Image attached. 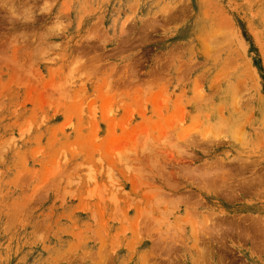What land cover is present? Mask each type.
Masks as SVG:
<instances>
[{
  "label": "rangeland",
  "instance_id": "1",
  "mask_svg": "<svg viewBox=\"0 0 264 264\" xmlns=\"http://www.w3.org/2000/svg\"><path fill=\"white\" fill-rule=\"evenodd\" d=\"M0 264H264V0H0Z\"/></svg>",
  "mask_w": 264,
  "mask_h": 264
},
{
  "label": "bare ground",
  "instance_id": "2",
  "mask_svg": "<svg viewBox=\"0 0 264 264\" xmlns=\"http://www.w3.org/2000/svg\"><path fill=\"white\" fill-rule=\"evenodd\" d=\"M228 182V181H227ZM257 224V223H256ZM217 225V223H215V224H213V226L211 227V228H209L207 231H208V233L206 234L207 236H209L210 235V233H216V234H218L219 233V228L217 229L216 226ZM255 228H257L258 227V224L255 226V225H253ZM229 227V226H228ZM232 227H236L237 229H238V227H240L237 223L235 224V226H232ZM261 227V226H260ZM259 227V228H260ZM207 228V227H206ZM221 229V228H220ZM227 229V228H226ZM229 229V228H228ZM234 229V228H233ZM239 231V230H238ZM259 231V230H258ZM204 251V250H203ZM205 253H206V251H204ZM207 254H208V252H207ZM208 256V255H207Z\"/></svg>",
  "mask_w": 264,
  "mask_h": 264
},
{
  "label": "flooded vegetation",
  "instance_id": "3",
  "mask_svg": "<svg viewBox=\"0 0 264 264\" xmlns=\"http://www.w3.org/2000/svg\"><path fill=\"white\" fill-rule=\"evenodd\" d=\"M239 232H241V231H240V230H239V231H238V230H237V231H235V233H239Z\"/></svg>",
  "mask_w": 264,
  "mask_h": 264
}]
</instances>
